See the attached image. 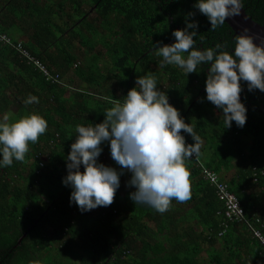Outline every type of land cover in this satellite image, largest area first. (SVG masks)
Here are the masks:
<instances>
[{
	"label": "trees",
	"instance_id": "trees-1",
	"mask_svg": "<svg viewBox=\"0 0 264 264\" xmlns=\"http://www.w3.org/2000/svg\"><path fill=\"white\" fill-rule=\"evenodd\" d=\"M194 3L0 0V32L16 44L22 42L46 67V72L35 67L0 39V120L7 117L11 123L39 113L47 121L46 131L29 143L22 161L0 167V264H202L203 243L221 245L220 250L213 248L207 264H264L260 242L236 235V225L242 224L229 222L231 227L222 229L223 201L203 177L205 167L217 172L246 215L264 219V92L249 91L247 82L240 81L246 121L243 127L233 121L225 128L222 110L205 98L209 65L186 75L174 65L159 66L160 58L154 55L153 45L173 43L172 31L193 21L197 48L216 43L225 50L234 48L237 34L231 26L225 21L210 30V22ZM243 8L264 26V0H243ZM76 42L85 51L76 48ZM70 71L77 81H65ZM145 73L155 75L157 87L201 137L199 155L185 162L190 197L183 202L172 199L168 209L158 213L134 205L129 193L135 189H124L120 176L110 205L81 212L75 202L70 204L71 188L62 183L75 125L102 122L103 111L113 101H122L136 77ZM72 82L78 88L68 94ZM29 94L37 101L24 104ZM181 132L193 143L190 134ZM101 147L98 162L108 157L119 169L108 143ZM183 216L195 220L185 226ZM261 229L264 233V221Z\"/></svg>",
	"mask_w": 264,
	"mask_h": 264
},
{
	"label": "clouds",
	"instance_id": "clouds-1",
	"mask_svg": "<svg viewBox=\"0 0 264 264\" xmlns=\"http://www.w3.org/2000/svg\"><path fill=\"white\" fill-rule=\"evenodd\" d=\"M193 7L207 17L210 30H215L226 18L240 15L243 0H195ZM196 27L195 21L186 22L183 29L172 31L173 43L153 45L154 55L160 58L158 64L174 65L186 75L196 72L199 65H209L205 98L222 110L225 128L233 121L243 127L246 107L240 100V81L247 82L249 91L264 92V41L254 42L244 28L234 36L231 51L225 50L222 43L197 48ZM200 39L203 41V37ZM34 101L37 97L29 94L22 102ZM103 114L100 123L75 125V140L66 157L67 175L62 178V183L71 188L70 204L75 202L81 212L110 205L124 171L131 174L126 185L135 189L129 193L134 205H146L163 213L172 199L183 202L190 197V173L185 162L199 155L202 140L169 103L166 92L157 87L154 74L137 76L135 86L122 101H113ZM46 128L47 121L39 113H28L11 123L7 117L0 120V167L10 166L13 160L22 161L29 143H35ZM181 130L190 134L193 143H185ZM104 142L119 169L98 162ZM250 218L261 228L258 215ZM231 224L227 228L221 224L222 229H229Z\"/></svg>",
	"mask_w": 264,
	"mask_h": 264
},
{
	"label": "built area",
	"instance_id": "built-area-1",
	"mask_svg": "<svg viewBox=\"0 0 264 264\" xmlns=\"http://www.w3.org/2000/svg\"><path fill=\"white\" fill-rule=\"evenodd\" d=\"M0 39L7 45L15 47L20 53L21 57H23L26 61L46 72V67L40 62V60L31 55L27 49L20 45L22 42L16 44L11 40L9 35L3 32H0ZM181 134L185 138V135L182 132ZM185 143L190 144V141L185 138ZM203 177L214 185L218 197L224 202V216L226 218V221L222 223L224 228H227L229 222H240L244 224L251 234L260 241L264 248V235L253 222L256 220H252L245 214L244 208L239 203L237 197L230 191L228 184L220 180L217 172L207 167L203 169ZM257 221L259 220L257 219Z\"/></svg>",
	"mask_w": 264,
	"mask_h": 264
},
{
	"label": "water",
	"instance_id": "water-1",
	"mask_svg": "<svg viewBox=\"0 0 264 264\" xmlns=\"http://www.w3.org/2000/svg\"><path fill=\"white\" fill-rule=\"evenodd\" d=\"M236 34H240L244 28L249 31L247 34L252 35L254 42L259 43L264 41V26L255 22L242 8L240 15L226 18L225 20Z\"/></svg>",
	"mask_w": 264,
	"mask_h": 264
},
{
	"label": "crops",
	"instance_id": "crops-1",
	"mask_svg": "<svg viewBox=\"0 0 264 264\" xmlns=\"http://www.w3.org/2000/svg\"><path fill=\"white\" fill-rule=\"evenodd\" d=\"M190 206H185V208H184V210L185 211H190V208H189ZM187 213V212H186ZM185 216V215H184ZM184 216L182 217V222H183V224L185 225V226H189V224L191 223V222H193L195 219H194V217L193 216H191L190 217V219H184ZM181 218H178V220H180ZM261 219V222H260V227L262 226L263 227V221H264V219L263 218H260ZM263 219V220H262ZM237 226V228H238V231H236V235L237 236H250V237H252V238H254V239H256L252 234H251V232L247 229V227L244 225V224H242V225H236ZM196 227H198V231L199 230H201L200 232H202L203 231V227L201 226V225H199V224H197L196 225ZM259 228V227H258ZM261 231H262V229L261 228H259ZM204 233H206V231H204ZM264 234V233H263ZM257 240V239H256ZM258 241V240H257ZM202 243V242H201ZM258 243H259V241H258ZM215 247V250L217 251V250H220L221 249V245L219 244V243H217V244H215L214 246H213V248ZM213 248L212 247H210L209 245H208V243H203L202 244V254H201V256L202 257H204V262H201L202 264H207V262H208V260H209V257H208V255L213 251ZM264 255V254H263Z\"/></svg>",
	"mask_w": 264,
	"mask_h": 264
},
{
	"label": "rangeland",
	"instance_id": "rangeland-1",
	"mask_svg": "<svg viewBox=\"0 0 264 264\" xmlns=\"http://www.w3.org/2000/svg\"><path fill=\"white\" fill-rule=\"evenodd\" d=\"M75 46H76V48H80V49H82V50H84L85 51V47H82V46H80L79 45V43L78 42H76L75 43ZM79 58H80V60L81 61H84L85 60V57H83V55L80 57V54H79ZM72 80V79H75V81H77V79L74 77V75H73V73L70 71L69 73H67L66 74V76H65V81L66 82H69V80ZM71 87H69V91H68V94L71 92V89L72 90H76L77 88H78V83H74V82H72L71 83ZM80 87V86H79ZM101 87V86H100ZM73 88H75V89H73ZM44 157H45V155H42L41 156V158L44 160V161H46V159H44ZM102 163H104L106 166H112V164H110L109 163V158L107 157V158H105V159H103V161H102ZM113 167V166H112ZM121 177H122V180H121V186L125 189V188H128V186L126 185V182L130 179V177L128 176V174L126 173V171L125 172H123V174L121 175ZM154 223V222H153ZM152 223V224H153ZM43 256H44V254L42 253V254H40V261H43L44 260V258H43ZM73 260H74V258H73ZM79 262V260H77V263Z\"/></svg>",
	"mask_w": 264,
	"mask_h": 264
},
{
	"label": "bare ground",
	"instance_id": "bare-ground-1",
	"mask_svg": "<svg viewBox=\"0 0 264 264\" xmlns=\"http://www.w3.org/2000/svg\"><path fill=\"white\" fill-rule=\"evenodd\" d=\"M263 252V251H262Z\"/></svg>",
	"mask_w": 264,
	"mask_h": 264
}]
</instances>
